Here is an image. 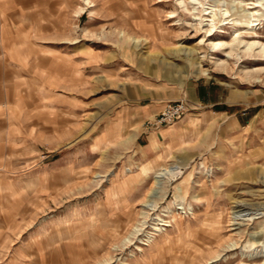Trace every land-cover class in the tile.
I'll return each mask as SVG.
<instances>
[{"label": "rangeland", "instance_id": "rangeland-1", "mask_svg": "<svg viewBox=\"0 0 264 264\" xmlns=\"http://www.w3.org/2000/svg\"><path fill=\"white\" fill-rule=\"evenodd\" d=\"M0 33L31 43L21 66L41 77L0 79V182L20 185L0 262L30 231L50 264H264V72L245 75L264 70V0H0ZM193 81L224 87L237 119L183 117L179 145L145 151L134 106ZM78 226L85 256L64 246Z\"/></svg>", "mask_w": 264, "mask_h": 264}, {"label": "crops", "instance_id": "crops-1", "mask_svg": "<svg viewBox=\"0 0 264 264\" xmlns=\"http://www.w3.org/2000/svg\"><path fill=\"white\" fill-rule=\"evenodd\" d=\"M2 1L5 2L14 0ZM30 47L31 43L28 41H8L5 40L3 35L0 33V79L3 78V75L5 74L4 72H9L10 74L17 72L18 75L14 76L16 79L25 81L35 80L37 82L41 80L38 72L29 71V73H26L23 70L24 67L21 66L31 60L29 56H27L28 49ZM17 54L19 56H17ZM45 89L43 92L46 91ZM179 100H185L189 108V114L187 117H184L183 120L188 119L193 122H207L214 117L219 119L222 117L228 118L236 116V112L231 109L234 104L230 103L229 92L226 91L224 87L214 85L213 83H208L206 81H193L186 83L182 90L178 92L174 98H169L164 94L158 93L149 99L148 102L136 104L134 107L139 119V124L143 126L147 121L152 120L161 111L166 103L176 102ZM41 101V98H37L35 102L36 106L34 107L35 109H33L35 111L41 109L49 110L50 107L41 103ZM183 120L172 125L162 126L158 129L143 128L141 129L139 135H137V139L143 134L142 145L145 147V151L150 150L149 143L151 138H154L155 141L161 140L166 146L179 145V143L182 142L184 135L182 129ZM37 133L38 132H36V135L32 137L33 140L30 142L31 144H34L35 147H38L39 145V137ZM32 134L33 133L30 132L31 136ZM48 166H40L32 173L30 180L31 182L34 181L33 184L36 185L37 191H47L48 189L53 188L54 173ZM60 169L63 168L61 167ZM0 175L4 176L2 173H0ZM15 181L16 180L14 179L10 181L4 178L3 181L0 182V224H3L4 230H6V225H12L17 222V220H15V216H12L9 212L12 208L17 207L19 204L14 202V200H11L14 196L13 193H18L20 191V185ZM87 220L89 219H86V217H79V219L77 221H73V223L79 224L89 222ZM6 232L0 234L1 240H5L6 238L10 240L15 239L14 236L16 232ZM67 236L68 237L65 238L64 242V246L66 248L65 250L67 252L66 254L71 255L72 252L70 253V251H75L73 254L85 256L86 247L89 245L88 240L90 237L87 236L79 226L75 228L73 227L72 230L67 233ZM96 237V233L93 234L94 240L98 238ZM20 238V244L13 245L9 251V256L1 261L0 264H50V260L48 259V255L46 253V245L42 242L41 234L27 231L21 233ZM33 240L35 241L32 242ZM79 261L80 259L74 260L71 264H79Z\"/></svg>", "mask_w": 264, "mask_h": 264}, {"label": "built area", "instance_id": "built-area-1", "mask_svg": "<svg viewBox=\"0 0 264 264\" xmlns=\"http://www.w3.org/2000/svg\"><path fill=\"white\" fill-rule=\"evenodd\" d=\"M188 105L185 100L168 102L161 111L144 126L151 129H158L162 126L172 125L181 120L188 113Z\"/></svg>", "mask_w": 264, "mask_h": 264}, {"label": "bare ground", "instance_id": "bare-ground-1", "mask_svg": "<svg viewBox=\"0 0 264 264\" xmlns=\"http://www.w3.org/2000/svg\"><path fill=\"white\" fill-rule=\"evenodd\" d=\"M179 1V0H178ZM179 4L180 5H184L185 3H184V1H181V2H179ZM205 15H209V13H206ZM172 18V17H171ZM133 26L134 27H136V28H139V29H143V30H146L147 29V27H145V25H144V23H138V24H133ZM191 28H193V26H191ZM211 30V29H210ZM133 41H134V43H138V39L137 38H134L133 39ZM213 43H215V42H213ZM238 45H239V42L237 43V45L235 46V48H237L238 47ZM225 47V45L224 44H222V43H215V44H212V49L213 50H217V49H222V48H224ZM255 47V45H251V46H249L248 48L249 49H252V48H254ZM234 48V49H235ZM261 52H264V48H262L261 49ZM230 56H233L232 54H230ZM216 65H218L219 67H224L223 65H220V64H216ZM248 70V69H247ZM262 72H264V70H259V71H248V72H245V75H250L251 73H262ZM203 74H205V73H203ZM255 82H258V81H255ZM163 171H165V170H162V172ZM159 175H161V173L160 174H158V176Z\"/></svg>", "mask_w": 264, "mask_h": 264}]
</instances>
